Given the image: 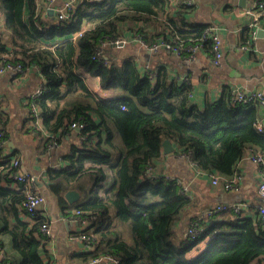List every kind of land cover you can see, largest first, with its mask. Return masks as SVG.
Here are the masks:
<instances>
[{"label": "trees", "instance_id": "obj_1", "mask_svg": "<svg viewBox=\"0 0 264 264\" xmlns=\"http://www.w3.org/2000/svg\"><path fill=\"white\" fill-rule=\"evenodd\" d=\"M175 8L171 13L168 0H83L69 19H56L37 0H0V55L25 69L36 66L45 80L44 94L29 98L32 118L35 104L43 128L59 137L73 123L83 124L69 163L48 168L49 187L63 205L64 192L77 188L82 197L69 206L97 216L88 229L94 248L81 256V264L101 255L118 264H252L264 258V228L254 216L238 218L232 210L192 217L188 225L199 222L200 233L181 239L175 224L195 200L176 179L150 173L169 138L199 169L232 175L245 150L264 152V131L256 127L261 105L235 100L229 85L218 99L199 105L191 96L192 82H179L165 66L142 73L133 56L118 57L120 47L112 44L97 53L102 41L123 36L124 25L145 40L162 34L193 43L206 24L189 22L190 7L182 2ZM154 21L163 29L149 35L147 23ZM204 47L213 56L209 40ZM88 76L118 92L101 95ZM8 123L9 113L0 106V126L6 130ZM14 169L0 167V233L11 236L19 264H52L41 254L46 218L23 220L24 185L4 184ZM116 222L129 228L131 240ZM3 262L14 264L15 258L9 254Z\"/></svg>", "mask_w": 264, "mask_h": 264}, {"label": "crops", "instance_id": "obj_2", "mask_svg": "<svg viewBox=\"0 0 264 264\" xmlns=\"http://www.w3.org/2000/svg\"><path fill=\"white\" fill-rule=\"evenodd\" d=\"M62 1L57 0L58 3ZM168 1L173 13L180 0ZM195 1L196 6L190 8L187 15L188 21L200 24L217 23L221 27L223 56L220 65L213 64L212 56L204 48L200 50L196 59L188 60L186 57L179 58L176 54L167 51L151 53L134 41L120 47L117 56H133L142 73H147L151 66L160 64L167 68L173 78L175 74L190 76L194 88L192 99L199 105H203L206 100L218 99L225 85H229L233 90L242 89L247 93L260 90L264 94V36L259 35L256 39L250 40V23L255 20V16L245 13L252 0H246L243 4L240 0ZM37 2L45 5L43 0ZM257 21L262 23L263 18L258 17ZM128 27L124 25L122 37L131 38L133 35L134 32ZM162 29L163 26L159 22L147 23L149 35L158 33ZM168 32L169 30L166 31ZM160 36L164 35L161 34L154 39ZM21 43L27 45L25 42ZM243 45H248V49L243 48ZM87 81L93 90L103 96H113L118 92L102 88L96 77L88 76ZM44 82V77L36 66L26 67L21 76H17L12 71L0 74V106L9 113L6 148L19 157L21 163L18 168L19 173L35 176L36 185L45 196L42 216L49 224L50 233L44 234L40 227L41 233L47 237L46 245L41 251L43 259L51 261L52 264H81V256L83 257V254L90 249L87 248L86 241L79 236L83 231L81 225L72 219L75 206H69L71 203L68 202L65 192L67 204L63 205L60 196L51 191L48 176L49 167H61L69 163L67 156L71 154V146L80 143L81 129L70 126L66 134L59 137V135L51 136L44 128L46 133L43 132L40 128L43 127L42 122L38 126L35 125L29 98L36 88L44 86ZM258 112V118L262 120L264 126V106H260ZM47 133L52 137L51 139ZM54 139L59 141V145L52 143ZM171 143L174 151L166 153L162 147L161 156L154 170L158 174L179 177L195 200L194 206L186 209L175 224L181 239L187 236V226L191 218L202 216V212L214 204H232L246 200L249 205L251 204L250 209H247L246 217L256 218L257 206L260 203L257 164L249 159L241 160L239 169L244 174L241 189L225 192L220 185H213L211 177L201 172L189 157L182 155L174 140L171 139ZM4 184L16 188L11 181H5ZM45 184H48V187ZM116 224L124 230L125 238L131 240L129 228L124 227L121 222ZM36 233L39 235V232ZM0 243L4 247V251L0 253V260L2 256L5 258L10 254L15 258L14 264H19L21 257L13 249L11 236L0 233ZM192 255L189 253V256ZM252 264H264V258L256 259Z\"/></svg>", "mask_w": 264, "mask_h": 264}, {"label": "built area", "instance_id": "obj_3", "mask_svg": "<svg viewBox=\"0 0 264 264\" xmlns=\"http://www.w3.org/2000/svg\"><path fill=\"white\" fill-rule=\"evenodd\" d=\"M83 0H63L62 2L58 3L57 0H43L46 5L47 11L53 10L56 19H69L72 15L73 10L80 4ZM178 2H182L186 6L192 8L196 6L195 0H180ZM247 15H254L255 20L250 23V40L256 39L259 37L258 30L260 28L264 29V0H252L250 7L245 10ZM258 17H263V22L259 23L257 21ZM82 33V30H79L75 33V36ZM264 36V35H263ZM209 40L212 46V62L215 65H220L221 58L223 56V36L221 32V27L217 23H209L206 24L203 34L198 39H193V43H189L187 40L184 39H177V40H169L164 36H160L154 40H145L140 33H133L131 38L121 37L114 41L106 40L102 41L100 47L97 50L99 55H102L105 51V48L109 44H116V47H123L131 41L137 42L141 48L150 51L151 53H160L161 51L171 52L177 55L179 58L186 57L188 60L196 59L200 50L204 47V42ZM243 48L248 49V45H243ZM9 57L8 54L0 55V74L7 73L9 71L24 74L25 68L23 67L22 63L7 61ZM175 78L178 79L181 83H191V77L188 75H181L175 74ZM46 91L45 86H41L36 88L32 93L31 97L36 98ZM235 100L243 103L249 102H258L261 106H264V94L262 91L257 90L251 93H247L242 89H235L233 90ZM193 96V93L191 94ZM32 112L34 117L35 125L38 126L40 122H42V118L39 114V109L35 104H32ZM74 128H78L79 130L83 128V124L73 123L71 125ZM256 127L259 131H264V126L262 124V120L260 118L257 119ZM43 132L46 131L43 127H40ZM48 134V133H47ZM6 130L3 126H0V164L1 168H6L10 170L11 168H16L10 172L11 183L13 186L18 188L20 184L24 185L25 188V198L20 203L19 212L20 216L23 220L33 223L34 218L36 216H42V206L45 201V196L43 192L37 187L36 185V177L27 173H19V166H20V159L18 156H12V152L9 151L7 147V139L5 138ZM49 135V134H48ZM50 136V135H49ZM52 138V137H51ZM54 145H59V141L54 139L52 142ZM182 155L189 157L191 156L187 153H183ZM243 159H249L258 166L257 176L259 177L258 183V193L260 198V203L257 206V222L262 225L264 228V152L260 149L255 147H250L245 150L242 158L239 160L236 166L235 172L230 175L226 176L219 172H207L199 169L201 172L207 173L212 180L213 185H220L225 192L231 191H239L241 189V184L243 180L244 174L240 171L239 165L240 161ZM192 160V159H191ZM193 162V161H192ZM193 164H195L193 162ZM155 172L154 168H151L150 173ZM158 174V173H157ZM171 179H176L181 185L182 181L179 177L174 176H167ZM184 190L187 191V188L184 187ZM251 204L245 200L243 202L238 203H218L212 206H209L202 212V216L197 220H200L202 217L209 218L210 216L214 215L215 213L224 211V210H232L238 218L246 217L247 209H250ZM74 221L81 225L83 231L80 233V237L86 241L87 248L93 250L94 248V237L88 232V229L92 222L97 219V216L87 215L85 212L81 211L78 208L73 210V218ZM41 229L44 234L50 233V227L48 222H44L41 225ZM200 233V224L199 222H195L194 224L190 225L187 229V234L191 236V238L195 239ZM4 251V247L0 244V253ZM106 263V264H118V260L110 255H101L93 258L90 261V264H99V263ZM0 264H4L3 256L2 260H0Z\"/></svg>", "mask_w": 264, "mask_h": 264}, {"label": "water", "instance_id": "obj_4", "mask_svg": "<svg viewBox=\"0 0 264 264\" xmlns=\"http://www.w3.org/2000/svg\"><path fill=\"white\" fill-rule=\"evenodd\" d=\"M245 1H246V0H240V3L243 4V3H245ZM48 13H49L52 17H55V14H54L53 10H48ZM258 34H259L260 36H263V35H264V29H263V28H260V29L258 30ZM112 45H113V46H117L116 44H112ZM162 147H163V149H164V151H165L166 153L171 152V151H174V147H173V145H172V143H171V139H169V138H166V139L163 140ZM36 183H37V180H36ZM39 185L41 186L40 183H39ZM45 186L48 187V184H45ZM65 196H66L68 202L72 204V203H75V202H77L78 200L81 199V192L78 191V190L75 189V188H72V189H69V190H67V191L65 192ZM99 264H104V263L101 262V263H99Z\"/></svg>", "mask_w": 264, "mask_h": 264}, {"label": "rangeland", "instance_id": "obj_5", "mask_svg": "<svg viewBox=\"0 0 264 264\" xmlns=\"http://www.w3.org/2000/svg\"><path fill=\"white\" fill-rule=\"evenodd\" d=\"M189 225L187 226V229H188Z\"/></svg>", "mask_w": 264, "mask_h": 264}]
</instances>
